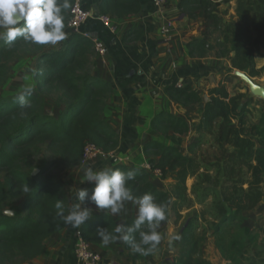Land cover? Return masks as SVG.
<instances>
[{"label": "trees", "instance_id": "obj_1", "mask_svg": "<svg viewBox=\"0 0 264 264\" xmlns=\"http://www.w3.org/2000/svg\"><path fill=\"white\" fill-rule=\"evenodd\" d=\"M69 3L71 7L72 0ZM83 6L87 8L86 4ZM178 8L189 18L203 19L201 37L192 38L186 44L191 58L202 59L212 51L217 59L229 58L231 69L248 71L251 77L264 71V66L256 69L254 60L255 54L264 50V0H236V18L228 21H222L215 13L214 0H179ZM69 9L64 12L66 32ZM140 10L137 0L100 2L101 14L125 17L138 14ZM67 33L68 38L55 47L32 44L23 38H17L12 46H8L0 40V82L9 64L22 55L35 57L37 81V89L28 97L29 104L25 107L16 101L18 93L0 97V208L6 201L22 199L21 213L11 215L0 209V264H22L36 259L45 251L47 240L67 226L57 215L58 200L65 215L67 210L62 183L50 175L52 168L59 163L70 168L79 165L88 142L104 153L116 150L119 145L116 131L100 118L105 101L113 92L112 85L87 70L90 57L91 63L95 64L96 60H93V42L80 34ZM141 33V30L134 29L123 39L130 36L127 40L132 41ZM143 80V75L133 74L118 77L116 84L124 86ZM52 89L67 102L58 118L43 111V90ZM164 91L183 107L199 106L203 101L188 83L181 87L167 85ZM209 96L201 108L196 131L208 130L213 135L216 129L214 145L221 152L220 157L204 161L195 155L201 136L187 147L190 155H183L174 145H179V137L190 131V124L183 117L163 110L151 119L150 128L164 133L174 145L152 140L142 150L149 156L152 170H159L161 177L172 174L171 209L176 214L179 209L192 207L193 200L187 194L185 182L188 177H195L190 192L199 204L208 198L212 200L208 213L213 223L215 243L228 264H264V241L259 242L260 234L245 233L242 227L244 214L263 200L264 112L259 123L248 130L244 116L249 112V101L242 103L243 94L231 96L221 85L210 89ZM232 121L239 126H231ZM223 145L232 146L233 150L227 154ZM42 149L49 151L54 158L51 162H40L36 172H32L30 163ZM112 168L125 172L136 170L134 180L128 182L132 194L138 197L150 192L154 201L166 208L167 219L161 225L167 222L170 210L166 204L170 196L157 189L148 171L122 164ZM103 211L80 226L82 239L93 247L104 245L96 235L97 227L114 232L117 226V222L106 213L110 210ZM135 218L129 217L122 224L131 226ZM198 220L195 210L187 215L179 234L176 264H212L201 254L204 236L197 232ZM231 228L237 234L226 238L224 235ZM262 235L264 237V228ZM133 238L138 242L139 232L133 233ZM123 249L133 251L124 242Z\"/></svg>", "mask_w": 264, "mask_h": 264}, {"label": "rangeland", "instance_id": "obj_2", "mask_svg": "<svg viewBox=\"0 0 264 264\" xmlns=\"http://www.w3.org/2000/svg\"><path fill=\"white\" fill-rule=\"evenodd\" d=\"M235 1L236 0H214V2L216 3L215 13L220 17L222 21H228L231 18L235 20ZM167 4L165 6H167ZM174 13H181V11L176 10V12ZM202 22L203 19L201 17L194 18L192 21L188 22V26L185 28V30L187 31L184 33V37L185 39H187V43L192 38L201 37ZM212 43H214V41H212ZM95 55L98 54L95 52ZM95 55L93 57H95ZM91 59L92 58L90 57V62L87 65L88 72L92 76L104 80L101 77V75H103L104 73L102 72V70L100 71L101 74L98 73V71L95 72V68L97 67L94 66V63H91ZM94 59L95 58H93V60ZM254 60L256 69L263 67L264 50L256 53L254 56ZM189 65L191 67H196V73L190 74V76L188 77L189 81H179L177 82V84L179 85L181 83L182 85H186L187 83H190L192 88L196 90L202 97V104L199 106L196 105L183 107L179 104L171 102L170 107H168L167 102L163 101L164 103H166L165 105L167 107H164V109L160 110L170 112L176 116H181L190 124V131L187 134L181 135L179 137L181 139L179 145H174L164 133L152 130L149 127V124L143 131L137 128L130 130L131 135H129L128 138L130 139L132 135H135V140L132 147L121 144L120 139L122 138L118 137L119 145L117 149L107 153L106 157L100 158L95 161L91 160L85 163L81 161L79 165L72 168L59 163L50 171V175L54 177L55 180L62 183L61 190L64 195V205L67 212L73 203L79 202L76 200V188H88L89 190H91L92 186L88 182H85L83 184L80 183V181L84 179V170L87 166H91L93 169H99L105 166L113 167L116 164L138 167L142 170L148 171L149 177L151 178V181L154 183L157 189L168 193V195L170 196L166 204L170 210V215L167 222L162 224L158 229V231L162 235V241L157 249L149 255H144L141 253H136L134 251L124 250L122 242L117 241L115 244L117 257L115 258V260H112L111 264H176V257L178 255L177 243L180 230L184 222L186 221L187 215L191 214L193 210L196 211L199 218V226L197 227V232L202 233L204 236V241L201 244L202 257L209 260L212 264H228V261L224 260L215 243L216 238L213 234V223L208 213L212 200L208 198L203 204H199L196 201L195 196H193L190 192L191 186L195 181V177H188L185 182L187 187V194L193 200L192 207L189 209H179L177 215L171 209L173 201L172 185L174 184L172 174L161 177L160 174L156 172V170H152L148 162L149 156L144 154L142 149L148 141L155 140L163 143L164 145H174L180 150L183 155L189 156L190 152L188 151L187 147L193 142L196 137L201 136V143L198 145V147L195 148V155H198L201 160L212 161L215 157L221 156L219 155L221 152L214 145L213 135H215L216 129L213 131V135L211 134L212 132L210 133L208 130L203 133H199L196 131V126L201 119V108L210 97L209 90L213 87L224 85L231 96H234L236 94H243L244 97L242 99V103L245 101H249V112L244 116V119L246 121L245 127L248 130H250L252 125L259 123L261 113L264 112V98L261 95L254 93L250 89L246 81L242 80L239 76H236L234 74L235 71L240 70L231 69L229 58L217 59L214 56V52L211 51L208 53L207 57L201 59L200 63L199 61H193L190 62ZM202 68H205L208 71L209 76L200 79ZM35 70L36 59L33 55H22L15 58L9 64L7 73L0 82V97L13 96L19 93L21 88L26 84H33L34 91H36L37 81L35 78ZM240 72L244 73L248 78H250L254 84L264 88V71H262L260 75L256 77H251L248 71ZM233 76H235V78ZM108 99L105 101V103H108ZM66 105L67 102L62 100L61 96L56 90H43V111L47 115L58 118L63 113ZM104 106L100 118L101 120L109 123L116 131V134L121 132L122 126L129 127V124L126 121L123 122L120 118L118 119L117 115L114 112H111L110 109L108 110L107 108L104 113ZM113 119H115L119 123H112V121H114ZM216 121L218 122L220 121V119ZM141 125L142 124H138V126ZM231 126L239 125L236 121H232ZM125 146L128 149H125ZM223 147L227 154L233 150V147L229 145H223ZM53 158V155L49 151L42 149L40 153L31 161L29 170H31L32 172H36V168L38 167L40 162H51ZM246 186L247 185H244V187ZM262 190L263 200L253 210L244 214L245 218L242 224L245 233L260 234V243L264 241V237L262 235V231L264 228V178L262 179ZM21 206L22 199L18 198L13 201L4 202L0 209L3 212L12 215L19 212L21 213ZM84 206L92 209L91 217L104 213L103 210H96L95 205L87 201H85ZM136 215L137 206L132 202H126L122 212L119 215H111V217L117 222L118 225L122 224L125 219L129 217H136ZM230 230L231 231H229V233H225L224 236H226V238H231L235 234H237V231H235L233 228H231ZM121 247L122 252H120L119 250ZM22 264H27V262Z\"/></svg>", "mask_w": 264, "mask_h": 264}, {"label": "crops", "instance_id": "obj_3", "mask_svg": "<svg viewBox=\"0 0 264 264\" xmlns=\"http://www.w3.org/2000/svg\"><path fill=\"white\" fill-rule=\"evenodd\" d=\"M137 1L141 6L138 14L116 17L101 14V0H86L84 4L90 12V18L81 28L82 32L98 39L106 48L104 57L95 55L94 64L97 67L95 72L100 73L102 70L104 74L101 77L113 88L108 103H105L104 113L108 108L118 119L129 124V127L122 126L121 132L117 133L122 138L120 143L129 147L133 146L135 140V135L128 138L130 130L137 128L143 131L157 112L170 107L171 102H174L165 94V87L177 85L179 81H189L190 74L196 73V67H191L190 62H201V59L191 58L187 53L184 33L188 22L194 18H189L184 12L174 13L176 10L181 11L178 8L179 0L169 1L162 13L153 6L151 0ZM99 15L109 16L116 24V30H108L98 19ZM167 23H171L170 37L162 33V28ZM134 29L141 30V35L132 41L127 40L130 36L124 40L125 34ZM133 74L143 75L144 80L124 86L116 84L118 77ZM208 76V71L202 68L200 79ZM163 101L167 102V106ZM113 120L112 123H119ZM106 213L113 216L110 211ZM79 233L80 228L73 229L67 225L47 240L41 256L27 264H75L74 249ZM115 244L116 242L107 246L95 245L94 248L111 263L117 257ZM119 250L122 252V247Z\"/></svg>", "mask_w": 264, "mask_h": 264}, {"label": "clouds", "instance_id": "obj_4", "mask_svg": "<svg viewBox=\"0 0 264 264\" xmlns=\"http://www.w3.org/2000/svg\"><path fill=\"white\" fill-rule=\"evenodd\" d=\"M69 7V0H0V40L8 46H12L17 38H23L32 44L55 47L68 38L64 12ZM33 91V84L21 88L16 96L21 107L29 104L28 97ZM136 174V170L125 172L109 166L99 169L87 166L80 183L88 182L91 191L76 188L79 202L73 203L66 215L58 200L57 215L64 224L79 229L92 215V209L84 206L85 201L94 204L97 210H110L113 215H119L125 203L132 202L137 206V215L131 226L118 224L114 232L97 227L96 235L105 246L121 241L129 244L136 253L147 255L154 252L162 241L158 229L167 219L166 208L156 203L150 192L138 197L132 194L128 182L134 180ZM136 232H139L138 242L133 238Z\"/></svg>", "mask_w": 264, "mask_h": 264}, {"label": "built area", "instance_id": "obj_5", "mask_svg": "<svg viewBox=\"0 0 264 264\" xmlns=\"http://www.w3.org/2000/svg\"><path fill=\"white\" fill-rule=\"evenodd\" d=\"M153 6L159 10L161 13L165 9V5L171 0H151ZM84 0H72L71 7L68 11V19L66 23V30L69 33H77L82 36L88 37L92 40L95 52L104 57L106 53V48L102 42L98 39L90 37L87 33L82 32V26L89 20L90 12L88 9L84 8ZM98 19L101 23L110 31L114 32L116 30V24L107 15H99ZM171 23H167L162 28V33L170 37ZM178 87L183 86L181 83L176 85ZM107 156L98 146L94 143L88 142L85 144L82 155V162L95 161L100 158ZM160 174L159 170H156ZM75 264H111L106 260L99 251H97L92 245L84 241L78 234L77 242L74 249Z\"/></svg>", "mask_w": 264, "mask_h": 264}, {"label": "water", "instance_id": "obj_6", "mask_svg": "<svg viewBox=\"0 0 264 264\" xmlns=\"http://www.w3.org/2000/svg\"><path fill=\"white\" fill-rule=\"evenodd\" d=\"M84 2H86V0H84ZM236 76H239L242 80L246 81V83H248L250 89L258 94L261 95L264 98V88L254 84L252 82V80L250 78H248L244 73L240 72V71H235L234 73Z\"/></svg>", "mask_w": 264, "mask_h": 264}]
</instances>
